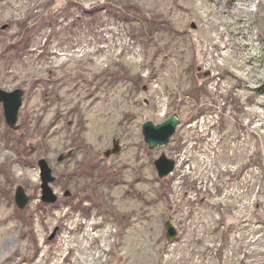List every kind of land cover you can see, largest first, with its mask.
Instances as JSON below:
<instances>
[{
	"label": "rangeland",
	"instance_id": "1",
	"mask_svg": "<svg viewBox=\"0 0 264 264\" xmlns=\"http://www.w3.org/2000/svg\"><path fill=\"white\" fill-rule=\"evenodd\" d=\"M0 87V264H264V0H0Z\"/></svg>",
	"mask_w": 264,
	"mask_h": 264
},
{
	"label": "water",
	"instance_id": "2",
	"mask_svg": "<svg viewBox=\"0 0 264 264\" xmlns=\"http://www.w3.org/2000/svg\"><path fill=\"white\" fill-rule=\"evenodd\" d=\"M24 90L22 88H15L13 90H5L0 87V103L4 108V115L6 123L12 127L18 128V113L23 100ZM179 123V118L176 114H172L161 122H154L147 120L143 124L144 138L149 146H157L166 144L170 137L176 130ZM160 176H165L171 173L175 167V159L162 153L154 161ZM40 167L41 178V199L45 203H55L58 199L57 194L54 192L51 182L55 179L52 168L45 158H40L38 161ZM16 204L23 208L29 200V195L26 193L22 186H18L15 192ZM166 235L169 239H174L177 236V229L171 221L166 222Z\"/></svg>",
	"mask_w": 264,
	"mask_h": 264
}]
</instances>
